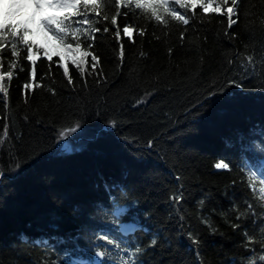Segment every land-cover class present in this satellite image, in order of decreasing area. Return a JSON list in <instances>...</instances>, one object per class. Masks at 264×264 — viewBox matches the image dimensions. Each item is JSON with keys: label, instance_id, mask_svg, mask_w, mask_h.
Segmentation results:
<instances>
[{"label": "trees", "instance_id": "1", "mask_svg": "<svg viewBox=\"0 0 264 264\" xmlns=\"http://www.w3.org/2000/svg\"><path fill=\"white\" fill-rule=\"evenodd\" d=\"M104 2L110 16L117 11L115 0ZM238 2L240 18L231 27L223 13H204L199 6L186 9L187 26L170 17L168 24L157 23L122 6L121 30L128 23L137 29L134 42L121 32L123 64L116 25L102 21L94 46L100 65L93 70L89 56L82 76L68 64L70 82L58 59H40L27 102L26 51L18 60L10 48L0 53L1 70L14 73L6 80L7 99L0 94V164L9 176L18 172L0 184V264H58L53 251L33 246L24 235L50 225L59 232L87 229L88 210L99 202L111 209L129 206L122 219L147 228L135 236L133 249H141L135 263L246 264V232L257 241L264 237L253 216L258 197L236 165L235 148L264 124V0ZM12 62L17 68H10ZM225 76L249 87L231 85L208 96L213 81ZM201 103L208 107L197 113ZM81 116L89 128L115 118V135L103 134L77 155L51 157L58 131L74 127ZM220 159L230 168L217 169ZM111 183L116 199L109 202L105 184Z\"/></svg>", "mask_w": 264, "mask_h": 264}, {"label": "snow or ice", "instance_id": "2", "mask_svg": "<svg viewBox=\"0 0 264 264\" xmlns=\"http://www.w3.org/2000/svg\"><path fill=\"white\" fill-rule=\"evenodd\" d=\"M117 11L109 15L107 11V4L104 0H0V53L6 48L10 47L11 55L17 60L21 57V48L26 49V59L31 62L30 78L31 83L25 82L23 85L25 92V102L28 99L29 89L35 88V82L37 78V60L40 56H43L47 61L52 62L53 57H59V61L56 63L63 66V71L67 75L68 81H72L73 77L69 73L68 63L71 62L79 70V73L83 76L85 74V68L87 66V58L92 57L91 68L95 70L100 65L101 57L95 51L96 34L101 32V28L97 25L104 22H110L112 25H116L115 38L119 41V61L121 64L125 58V45L121 38V32L133 39V33L137 31L136 27L132 23H128L121 30L117 23V17L120 15L119 9L122 6H127L129 9L135 8L142 10L149 18H154L157 23L163 22L168 24V18H172L176 21L182 22L183 25L189 24V17L181 14L175 7L170 4V0H115ZM176 5H179L183 9H192L193 12L199 6L204 13L216 12L223 13L228 18V25L237 23L240 18L241 4L238 0H174ZM221 4L223 6H221ZM91 14V15H90ZM127 15V13H125ZM235 17V19H234ZM75 18V19H74ZM102 18V20H101ZM104 32H109L107 25L103 28ZM146 29L141 27L139 32L141 35L145 34ZM237 35H239L237 33ZM87 37L89 43L82 44V37ZM249 62L253 61V56L247 57ZM17 63L12 62L10 64L11 69L17 68ZM51 67V63L49 64ZM3 67V57L0 56V68ZM14 73L13 71L0 70V94H3L7 99L9 93V83ZM213 83L215 87L207 93L208 96L216 95L217 92H223L227 87L235 85L237 88L245 89L249 87L242 80L224 77L223 81ZM75 88V85H72ZM264 91V89H261ZM55 92V89H52ZM234 95V94H233ZM139 103V101H138ZM208 105L203 103L197 108V113L205 110ZM191 115V113H190ZM85 117L81 116L76 122L75 126L68 129H61L57 133V136H63L66 131L77 133V138L83 140L85 145L89 142L95 141L101 134L106 133L109 127L116 129L118 122L115 118H108V127L100 128L94 133L90 130L83 132L82 121ZM82 133V134H80ZM84 145L75 149L76 151L82 150ZM148 147H153V141L148 142ZM15 163V161H14ZM19 165L17 164V168ZM215 167L217 169H229L230 164L224 159H220ZM12 169H9L11 171ZM5 171L0 170V183L4 181ZM112 187L105 184V189L111 199H116L112 195ZM255 191V185H253ZM260 199L264 201V186L260 188ZM179 199H183L180 196ZM137 202L133 201L132 206H135ZM129 206L117 207L115 212L111 209L105 211L99 205L93 206L88 210L89 219H101L114 221L119 219L125 212L128 211ZM103 213L101 215L100 213ZM243 213L240 214L243 217ZM207 223V221H205ZM135 225H126L123 227L125 233L134 229ZM234 227L239 228V224H234ZM191 236V233H189ZM27 239V237H25ZM89 242L94 248L95 256L105 261V264H110L105 258L109 257L111 253L103 244L96 241L107 242L108 245H114L116 249H121V243L111 233L100 230L92 231L88 237ZM196 244L200 243L199 239L195 240ZM156 240L153 239L150 242V246H155ZM257 245L259 247L257 248ZM245 248L248 250L249 256L245 257L247 264H264V238L257 241L256 237L246 232ZM140 247L125 248V252H131V255L123 259V264H134L137 253L140 252ZM146 250V249H145ZM236 264H242L233 259ZM44 264H48L45 260ZM80 264H87L85 261H81ZM92 264H96L95 261Z\"/></svg>", "mask_w": 264, "mask_h": 264}, {"label": "rangeland", "instance_id": "3", "mask_svg": "<svg viewBox=\"0 0 264 264\" xmlns=\"http://www.w3.org/2000/svg\"><path fill=\"white\" fill-rule=\"evenodd\" d=\"M69 63H71V62H69ZM83 132H85L84 129L82 130V133ZM82 133H80V134H82ZM57 143H58L57 152H59L60 150H68V151L69 150H75L78 147H81V145H85V142L83 140H80L77 138V133L71 132V131H66L63 136L58 137ZM0 170H1V168H0Z\"/></svg>", "mask_w": 264, "mask_h": 264}, {"label": "bare ground", "instance_id": "4", "mask_svg": "<svg viewBox=\"0 0 264 264\" xmlns=\"http://www.w3.org/2000/svg\"><path fill=\"white\" fill-rule=\"evenodd\" d=\"M262 127H264V124L262 125Z\"/></svg>", "mask_w": 264, "mask_h": 264}]
</instances>
